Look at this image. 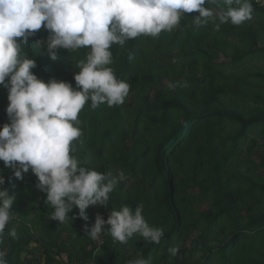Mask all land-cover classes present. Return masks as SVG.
I'll list each match as a JSON object with an SVG mask.
<instances>
[{"label":"trees","instance_id":"trees-1","mask_svg":"<svg viewBox=\"0 0 264 264\" xmlns=\"http://www.w3.org/2000/svg\"><path fill=\"white\" fill-rule=\"evenodd\" d=\"M251 2L252 16L264 24V6ZM204 6L217 12L227 8L222 2ZM197 15L184 13L176 27L158 37L141 35L111 47L113 63L107 67L130 84L129 94L134 92L136 98L130 132L123 127L122 104L93 109L89 100L78 114L82 136L73 141L76 150L71 154L79 165L126 177L109 194L107 209L87 208V221L79 218L78 208L62 224L51 220L54 208L34 184L38 178L29 170L16 179L0 161L2 187L15 197L10 210L14 214L0 243L7 264H63L61 252L68 264H128L139 257L149 264H264V72L226 74L222 64L214 62L222 55L230 58L231 67H240L248 59L264 58V32L247 21L221 24L217 31L216 15L197 26L192 20ZM48 34L44 28L34 33L27 46L22 45L21 55L35 61L31 71L38 79L67 82L76 89L77 65L86 62L89 49H57L53 61L39 44ZM151 51L157 55L149 57ZM169 83L176 87L170 89ZM8 104V90L0 86V128L10 122ZM256 130L262 143L251 140L245 152L243 141ZM126 141L132 145L127 147ZM255 146L260 150L258 163L249 157ZM128 179L134 180L128 184ZM140 204L147 223L163 229L160 243L138 235L136 244L123 245L105 230L97 249L85 231L92 227L94 212L101 210L107 220L113 210L127 206L134 211ZM202 204L207 206L203 211ZM12 228L16 238L8 235ZM193 231L199 235L188 244ZM64 232L78 250L65 247ZM173 246L179 247L176 256L168 252Z\"/></svg>","mask_w":264,"mask_h":264},{"label":"clouds","instance_id":"clouds-1","mask_svg":"<svg viewBox=\"0 0 264 264\" xmlns=\"http://www.w3.org/2000/svg\"><path fill=\"white\" fill-rule=\"evenodd\" d=\"M221 2L227 8L216 15L217 31L221 24L239 26L252 19L251 0H0V86L8 90L10 121L0 128V161L13 170L16 179H23L29 170L38 178L37 188L54 208L51 220L62 224L78 208L79 218L87 221L85 210L89 206L107 209L109 194L126 180L122 172L112 176L82 167L71 154L76 150L73 141L82 136L78 114L86 102L90 100L93 109L104 103L112 107L123 104L129 94L130 84L118 80L107 67L113 63L111 47L141 35L155 38L162 31L170 32L184 13L197 12L194 24H207L214 12L204 5ZM42 26L49 32L47 51L53 61L57 49H89L86 62L77 65L76 89L67 82L38 79L31 71L35 61L21 55L22 45L27 46ZM4 184L0 175V243L15 200ZM142 213L143 204L134 211L127 206L113 210L107 220L97 213L95 223L85 231L93 240L107 230L120 243L139 233L144 241L159 244L163 229L150 226ZM8 235L16 238L15 228ZM168 252L176 256L179 247H170ZM5 257L6 252L0 250V264H7ZM128 264L149 261L139 257Z\"/></svg>","mask_w":264,"mask_h":264},{"label":"rangeland","instance_id":"rangeland-1","mask_svg":"<svg viewBox=\"0 0 264 264\" xmlns=\"http://www.w3.org/2000/svg\"><path fill=\"white\" fill-rule=\"evenodd\" d=\"M256 3H258L259 5H262V6H264V0H254ZM213 12H214V15H217L219 12H217L215 9H213L212 10ZM248 23V25H253V27L254 28H260V29H263V32H264V24H263V21L261 20V19H259V18H257L256 16H252V19L251 20H249V21H247ZM247 25V26H248ZM44 27L42 26V28L40 29V30H42ZM48 36H49V34L48 35H46V38L44 39V40H40L39 41V44H40V47H42L41 46V44L42 45H45L46 46V49H47V39H48ZM154 55V56H153ZM155 55H157V53L155 52V51H151L150 53H149V57H155ZM156 58H158L157 56H156ZM215 63H218V64H222V70L224 71V73H226V74H231V73H236V72H242V71H247V70H249V71H256V70H260V71H263L264 72V58H260V59H256V58H253V59H248V60H246L240 67H231V64H230V58L228 57V58H225V57H223L222 55H220L219 56V58L217 59V60H215L214 61ZM70 69H68V73H70ZM179 81H181V79L179 80ZM165 84H166V80H164L163 81V84H162V87H163V85L165 86ZM153 93H151V95H152ZM136 101V98H135V96H134V92H131L126 98H125V101H124V103L122 104V112L124 113V128H125V131L126 130H129V132H130V128H131V123H132V115H131V109H132V107H133V105H134V102ZM259 135H260V133H259V130H256L254 133H252L249 137H248V139L246 140V141H243V144H242V149L245 151V152H247L246 150H247V147H248V145L251 143V140H256L257 142H258V145H260L261 143H262V140H260L259 139ZM84 141V140H83ZM125 145L127 146V147H130L131 145H132V141H126L125 142ZM106 148H107V146H105V150H106ZM84 151V149H82V152ZM259 153H260V150H259V148H258V146H255V147H253V150L251 151V152H249V157H250V159L253 161V162H255V163H258V157H259ZM89 156V154H86V157H88ZM82 164V163H81ZM24 175H23V177L24 176H26V174L25 173H23ZM117 175V174H116ZM132 180H134V179H128L127 180V183L128 184H130V182H132ZM26 181H28V179L27 180H25V182ZM34 181V184L35 185H37L38 184V179H34L33 180ZM22 181H19V190H22V191H24L25 190V185L23 184V183H21ZM126 185V187L127 186H129V185ZM125 187V188H126ZM35 199L36 200H39L40 199V195H39V193H35ZM24 204L26 205V204H28V200L26 199L25 201H24ZM95 206H89V208H90V210H92L93 211V209H95L94 208ZM207 208V206L205 205V204H202V205H200L199 206V209L201 210V211H203V210H205ZM99 209V208H98ZM102 210H105V209H102ZM100 211L101 210H96L95 212H94V214H93V218H92V222L93 223H91L92 225L95 223V216H96V214L97 213H99L100 214ZM109 213V212H108ZM101 215V214H100ZM39 231V230H38ZM66 234V235H65ZM69 234L68 233H62V242L64 243V241H68V239H67V236H68ZM139 234L137 233V234H134L133 235V237L132 238H130L129 240H128V242H132L133 240H134V238L136 239V237L138 236ZM198 235H199V232L198 231H193L190 235H189V240H188V244H189V242L192 240V239H194V238H196V237H198ZM127 242V243H128ZM146 242V241H145ZM126 243H123V245H125ZM134 244H136L134 241H133V244L132 245H134ZM138 244H140L141 245V242H138ZM188 244H186L187 246H189ZM140 245H135L134 247H139ZM30 247H35V245L34 244H31V246ZM130 248H125V251H128ZM72 250H74V249H72ZM138 251V250H137ZM198 256H200V253H198ZM60 261H63L64 262V264H68L67 263V259H66V256H65V254H64V252H61V256L58 258ZM154 260V258H152L150 261H153ZM97 263H98V261H97ZM69 264H76V263H74V262H72V263H69ZM92 264V263H91ZM98 264H101V263H98Z\"/></svg>","mask_w":264,"mask_h":264},{"label":"built area","instance_id":"built-area-1","mask_svg":"<svg viewBox=\"0 0 264 264\" xmlns=\"http://www.w3.org/2000/svg\"><path fill=\"white\" fill-rule=\"evenodd\" d=\"M103 240H104V233L101 234L99 239L95 240V245L97 249H99L100 246L103 244Z\"/></svg>","mask_w":264,"mask_h":264},{"label":"crops","instance_id":"crops-1","mask_svg":"<svg viewBox=\"0 0 264 264\" xmlns=\"http://www.w3.org/2000/svg\"><path fill=\"white\" fill-rule=\"evenodd\" d=\"M64 233H67V232H64ZM66 235V234H65ZM67 239H68V236H67ZM65 245V247L68 249V250H71V249H74V250H78V247H73L70 243H69V239L68 241H64L63 243Z\"/></svg>","mask_w":264,"mask_h":264}]
</instances>
